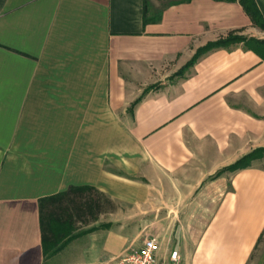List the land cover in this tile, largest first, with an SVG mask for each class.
I'll return each instance as SVG.
<instances>
[{
    "label": "crops",
    "instance_id": "crops-1",
    "mask_svg": "<svg viewBox=\"0 0 264 264\" xmlns=\"http://www.w3.org/2000/svg\"><path fill=\"white\" fill-rule=\"evenodd\" d=\"M258 41L237 2L0 0V264H108L146 238L264 264V153L228 169L264 149ZM70 187L112 211L44 259L39 200Z\"/></svg>",
    "mask_w": 264,
    "mask_h": 264
},
{
    "label": "trees",
    "instance_id": "trees-1",
    "mask_svg": "<svg viewBox=\"0 0 264 264\" xmlns=\"http://www.w3.org/2000/svg\"><path fill=\"white\" fill-rule=\"evenodd\" d=\"M187 1V0H186ZM223 2H237L240 4L246 15L251 19L252 23L264 29V21L254 0H215ZM172 4L176 2H170ZM178 3V2H177ZM145 22V20H144ZM244 40L242 37L235 36L230 33L226 38L209 44L206 49L216 47H226L229 44ZM256 53L264 60V41H258L254 47ZM264 153V149L256 150L247 156H244L232 165L230 170L243 169L249 167L252 161L260 157ZM89 187H70L62 193H58L39 200V221L41 230V246L44 259L51 257L57 253L72 236L74 229V216L71 208H74L81 216V213L90 212L93 208L98 207L97 201L90 197L73 198L75 195H84L85 192H92ZM71 196V197H70ZM70 203V206L67 205ZM85 212V213H86ZM84 213V214H85Z\"/></svg>",
    "mask_w": 264,
    "mask_h": 264
},
{
    "label": "built area",
    "instance_id": "built-area-1",
    "mask_svg": "<svg viewBox=\"0 0 264 264\" xmlns=\"http://www.w3.org/2000/svg\"><path fill=\"white\" fill-rule=\"evenodd\" d=\"M158 240L146 238L138 248L128 250L123 256L110 260L108 264H182L178 251H172L165 258L158 257Z\"/></svg>",
    "mask_w": 264,
    "mask_h": 264
},
{
    "label": "rangeland",
    "instance_id": "rangeland-1",
    "mask_svg": "<svg viewBox=\"0 0 264 264\" xmlns=\"http://www.w3.org/2000/svg\"><path fill=\"white\" fill-rule=\"evenodd\" d=\"M258 165L264 167V160L263 161L260 160ZM77 196L75 195L73 198H75V197H76V199L82 198V200H84L85 198L90 197L91 199L97 201L98 207L93 208L90 212L85 211L86 212V213L84 212L85 214L81 213L80 217H78L79 213L74 208H71V210H72L71 212L74 216L73 217L74 218V225L73 226H74L75 231H77L81 228H85L87 225H91L93 223V221L96 220V218H99L102 215H106L105 218H107V214L112 211L111 203L106 201L103 197H101L100 195H98L94 191L85 192L84 195H82V196L79 195V197H77ZM67 205L70 206V203H67Z\"/></svg>",
    "mask_w": 264,
    "mask_h": 264
}]
</instances>
